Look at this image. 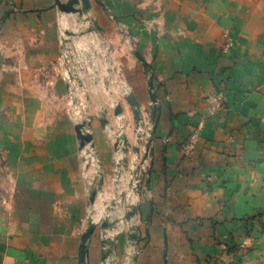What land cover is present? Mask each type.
<instances>
[{
	"label": "crops",
	"instance_id": "1",
	"mask_svg": "<svg viewBox=\"0 0 264 264\" xmlns=\"http://www.w3.org/2000/svg\"><path fill=\"white\" fill-rule=\"evenodd\" d=\"M100 1L151 65L160 106L150 175L131 220L134 264H264V0ZM90 11L108 32L66 44L73 17L54 0H0V264H77L96 170L103 184L87 264H101L106 206L120 193L136 201L127 191L135 131L118 94L127 87L149 110L144 70L91 1ZM227 42L232 48L224 53ZM101 55L123 78L117 85L114 72L109 92L100 89L107 81ZM216 92L221 107L209 114L207 98ZM109 98L122 108L126 156L113 147L119 119L104 112L102 127L96 117ZM71 100L91 105L93 160L79 149ZM91 161L96 167H87ZM108 215L120 217L122 206ZM125 232L124 224L113 232L115 264L134 253Z\"/></svg>",
	"mask_w": 264,
	"mask_h": 264
},
{
	"label": "water",
	"instance_id": "2",
	"mask_svg": "<svg viewBox=\"0 0 264 264\" xmlns=\"http://www.w3.org/2000/svg\"><path fill=\"white\" fill-rule=\"evenodd\" d=\"M95 4L109 17L114 25L120 28L118 19L102 4L100 0H93ZM54 6L56 9L64 14L72 15L76 17V23H89L93 25V20L89 17L90 12V0H54ZM96 33L97 29L94 26L88 27L85 30L74 33L72 31H65V43L70 44L71 38L82 37L89 33ZM120 33L128 39V46L130 48V53L134 58L140 63L144 70V75L146 79V92L149 99L150 110L148 109L141 110L139 102L136 100L134 95L127 90L122 89L120 95L122 99L129 106V109L132 113V119L134 122V131H135V142L132 147V153L137 157L136 163L133 166V169L128 172L129 180L127 183V191H130L133 197L136 198L135 202H129L125 200V193H120L113 201H111L105 208V213L100 220V234H99V254H100V263L101 264H115V259L117 258V240L118 235L113 233L117 231L120 224L126 225V241L129 246L133 249V254L130 256V263L134 264L137 258V244H138V234L137 228L131 225V220L134 215L138 212L141 205V188L143 185L144 178L150 175L152 160V143L154 140V133L159 122L160 116V106L156 98L154 88H153V72L151 65L147 63L137 48L133 44L131 33L128 30L122 29ZM75 77V73H68V78L70 80ZM77 82V81H76ZM81 87L80 81L77 82ZM71 93V90H69ZM74 105L75 100H71ZM142 112L150 117L152 123L151 126L148 125V122L142 117ZM113 116L119 119L120 132L117 134V137L114 140V148H117L119 145L120 152L123 156L128 154L127 141L122 129V108L121 105L115 104L113 106ZM102 127H106L108 124L105 115L102 113L98 119ZM90 121L78 120L74 123V132L76 135V140L80 150L85 149L88 155L94 156V145L92 142V136L89 133ZM143 147V153L140 155V148ZM95 159V158H94ZM148 161V165L145 163ZM127 160L124 157L120 161V166L126 168ZM140 168H142L140 170ZM147 181H145L146 184ZM103 177L99 170H96V173L88 181L87 185V206L90 208V212L86 222V228L83 231L78 245L77 253V264H87L88 259V247L90 243L91 236L95 230V223L93 221V207L96 195L102 192ZM122 206V215L116 217H109V213L116 212L117 207ZM112 233V234H111ZM110 234V235H107Z\"/></svg>",
	"mask_w": 264,
	"mask_h": 264
},
{
	"label": "rangeland",
	"instance_id": "3",
	"mask_svg": "<svg viewBox=\"0 0 264 264\" xmlns=\"http://www.w3.org/2000/svg\"><path fill=\"white\" fill-rule=\"evenodd\" d=\"M91 2H92V4L94 5L95 4V2L93 1V0H90ZM73 17V19H72V21L74 22V23H72V27H71V30H72V32H74V33H78L79 31H82V30H85V29H87L88 27H91V26H94L96 29H97V32L95 33L96 35H103V33H106V32H108V30H104V29H101L98 25H97V23L96 22H94V20H93V18H92V13H91V11L89 12V17L93 20V25H90L89 23H86V22H84V23H76V17L75 16H72ZM110 20V23H112L113 25H114V23L112 22V20L111 19H109ZM115 27V26H114ZM112 29L113 30H115L118 34H120V35H122L121 33H120V30H122L123 28L122 27H120V28H118V27H115V28H112L111 27V31H112ZM122 42H123V46H125V48L127 49V51L130 53V48H129V46H128V39L127 38H125L124 36H122ZM100 46H102V45H100ZM102 48V47H101ZM103 49V48H102ZM104 52V51H103ZM103 52L101 53V54H103ZM131 54V53H130ZM100 59H101V63L100 64H98V69H99V72L100 73H102V75H105L106 76V82H105V80H103L102 79V87H100V89L103 91V92H109L110 90H109V87H107V85L109 84V82H108V79L110 78V76L112 75V76H115L116 75V80H117V85H121V84H124L123 83V78H122V75H121V72L113 65V63H111V61H110V63H108L109 61L107 60V58L105 57H103V55H101L100 56ZM114 72H115V75H114ZM112 73V74H111ZM103 83H105L106 84V87H104L103 86ZM124 86V85H123ZM107 90H106V89ZM122 89H123V87H122ZM122 89H120L119 90V88H118V90H119V93H120V91L122 90ZM117 90V91H118ZM124 90H127V91H129L128 90V88L127 87H124ZM86 94V93H85ZM87 95V94H86ZM118 95H120V94H118ZM120 100L122 101V102H124V104L127 106V108H128V114H129V116L128 117H130L131 115H132V113H131V111H130V109H129V106L126 104V102L122 99V97H121V95H120ZM109 100H110V98H109ZM115 104H119L120 105V103H114L113 101H109L108 103H103V104H101V105H99V110L96 112V117L97 116H99L100 117V115L103 113L104 115H105V113L104 112H106L107 113V111H109V112H112V115H113V106L115 105ZM69 106H70V112H69V114L71 115V116H73V119H75V121H78V120H85L86 122L87 121H90L91 120V113H90V110H91V108H90V104H88V103H86V102H84V103H75L74 105L72 104V102L70 101V103H69ZM142 110V109H141ZM149 110H150V106H149ZM149 110H148V112H149ZM100 111V112H99ZM142 117L144 118V120L145 121H147L148 122V125L149 126H151L152 125V123H151V121H150V117L149 116H147L146 114H144L143 112H142ZM122 120V123H123V118L121 119ZM132 122H133V119H132ZM133 127H134V122H133ZM89 159L90 160H93L92 159V157L89 155ZM147 162V161H146ZM93 165L94 167H96V162L94 163H92V161L91 162H89V164H87V167L89 166V165ZM145 165L147 166V163H145ZM93 167V168H94ZM142 168H140V170H141ZM139 251V250H138ZM130 258L128 257V261H127V264H131L130 262Z\"/></svg>",
	"mask_w": 264,
	"mask_h": 264
},
{
	"label": "built area",
	"instance_id": "4",
	"mask_svg": "<svg viewBox=\"0 0 264 264\" xmlns=\"http://www.w3.org/2000/svg\"><path fill=\"white\" fill-rule=\"evenodd\" d=\"M232 48V43L227 42L224 44L222 51L224 53H228ZM207 101L210 104V109L208 110L209 114H213L216 110L220 109L222 102V94L220 92H216L207 98ZM202 123L199 124V127ZM195 138V134L191 136V141Z\"/></svg>",
	"mask_w": 264,
	"mask_h": 264
}]
</instances>
